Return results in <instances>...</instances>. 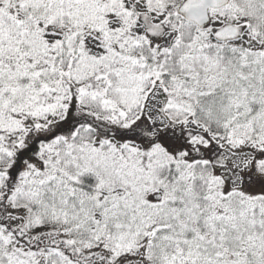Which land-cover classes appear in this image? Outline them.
I'll use <instances>...</instances> for the list:
<instances>
[{"label":"snow or ice","instance_id":"6c2138e0","mask_svg":"<svg viewBox=\"0 0 264 264\" xmlns=\"http://www.w3.org/2000/svg\"><path fill=\"white\" fill-rule=\"evenodd\" d=\"M0 264H264V0H0Z\"/></svg>","mask_w":264,"mask_h":264}]
</instances>
